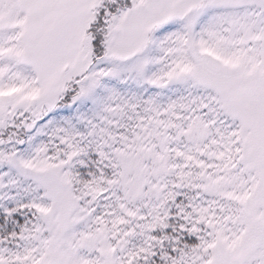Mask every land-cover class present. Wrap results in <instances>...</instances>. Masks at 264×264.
Returning <instances> with one entry per match:
<instances>
[{
  "label": "snow or ice",
  "instance_id": "snow-or-ice-1",
  "mask_svg": "<svg viewBox=\"0 0 264 264\" xmlns=\"http://www.w3.org/2000/svg\"><path fill=\"white\" fill-rule=\"evenodd\" d=\"M0 264H264V0H0Z\"/></svg>",
  "mask_w": 264,
  "mask_h": 264
}]
</instances>
